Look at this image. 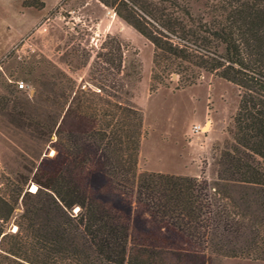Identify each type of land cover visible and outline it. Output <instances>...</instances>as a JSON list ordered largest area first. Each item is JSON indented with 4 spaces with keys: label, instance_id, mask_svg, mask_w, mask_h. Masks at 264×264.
<instances>
[{
    "label": "trees",
    "instance_id": "16d2710c",
    "mask_svg": "<svg viewBox=\"0 0 264 264\" xmlns=\"http://www.w3.org/2000/svg\"><path fill=\"white\" fill-rule=\"evenodd\" d=\"M95 1L151 45L149 92L182 90L203 74L236 87L231 144L214 156L212 179L138 173L142 115L121 101L138 81L136 52L108 34L95 49L73 50L92 89L66 86L59 97L90 126L56 133L66 166L24 192L13 233L7 226L21 190L11 183L0 192V264L264 262V0ZM92 167L146 217L152 244L128 246L123 215L81 186Z\"/></svg>",
    "mask_w": 264,
    "mask_h": 264
},
{
    "label": "rangeland",
    "instance_id": "374dc122",
    "mask_svg": "<svg viewBox=\"0 0 264 264\" xmlns=\"http://www.w3.org/2000/svg\"><path fill=\"white\" fill-rule=\"evenodd\" d=\"M60 7L57 12L62 19L56 30L32 35L31 29L9 44L25 26L8 20L13 10L0 5V46L8 45L0 50V192L11 183L21 190L7 226L12 233L16 230L13 221L22 212L24 192L32 193L31 187L36 189L37 182H45L66 166V156L55 148L56 133L79 135L90 126L88 120L67 112L69 100L64 103L59 94L66 92V86L73 90L92 89L88 67L72 57V51L78 50L79 54L82 49H95L107 34L134 50L140 63L138 81L121 99L142 115L138 173L196 177L203 172L212 179L214 156L231 144L236 87L203 74L191 87H159L149 92L152 47L148 42L114 14L112 18L111 11L95 0H64ZM52 14L53 11L48 15ZM19 83L24 89L17 88ZM194 126H202L205 131L195 133ZM81 186L93 200L123 215L128 226V246L152 244L156 235L146 217L132 201L110 188L97 167L87 172ZM75 211L73 208L72 213ZM218 263L264 264L232 258Z\"/></svg>",
    "mask_w": 264,
    "mask_h": 264
},
{
    "label": "crops",
    "instance_id": "0c3cea01",
    "mask_svg": "<svg viewBox=\"0 0 264 264\" xmlns=\"http://www.w3.org/2000/svg\"><path fill=\"white\" fill-rule=\"evenodd\" d=\"M62 1L64 0H40L42 6L39 9H34L23 8L21 5L23 0H0L1 6L8 7L14 12L10 15V17H8V20L13 19L15 21H20L24 23L25 26L23 32L18 37L10 41L9 44L18 40L23 34L27 33V31L31 29H33L32 35H38L46 30L52 31V28L56 30L62 19L61 15L57 12V10L62 8L60 7V3ZM51 11H53V14L48 15ZM0 21H3V18H0ZM7 47L8 45L2 47L0 46V50H4L5 48L7 49Z\"/></svg>",
    "mask_w": 264,
    "mask_h": 264
},
{
    "label": "built area",
    "instance_id": "2783aa9c",
    "mask_svg": "<svg viewBox=\"0 0 264 264\" xmlns=\"http://www.w3.org/2000/svg\"><path fill=\"white\" fill-rule=\"evenodd\" d=\"M18 89H24V85L22 83L17 84ZM205 130H203V127L201 126H194L193 132L195 133H203Z\"/></svg>",
    "mask_w": 264,
    "mask_h": 264
},
{
    "label": "bare ground",
    "instance_id": "6f19581e",
    "mask_svg": "<svg viewBox=\"0 0 264 264\" xmlns=\"http://www.w3.org/2000/svg\"><path fill=\"white\" fill-rule=\"evenodd\" d=\"M204 130V129H203ZM35 190L34 186L31 187V191L33 192Z\"/></svg>",
    "mask_w": 264,
    "mask_h": 264
}]
</instances>
